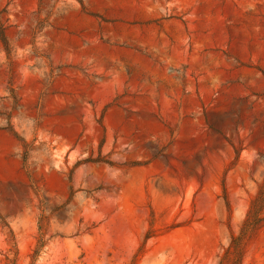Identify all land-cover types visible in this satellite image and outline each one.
<instances>
[{"label": "rangeland", "instance_id": "1", "mask_svg": "<svg viewBox=\"0 0 264 264\" xmlns=\"http://www.w3.org/2000/svg\"><path fill=\"white\" fill-rule=\"evenodd\" d=\"M3 10L0 264H219L264 175V0Z\"/></svg>", "mask_w": 264, "mask_h": 264}, {"label": "trees", "instance_id": "2", "mask_svg": "<svg viewBox=\"0 0 264 264\" xmlns=\"http://www.w3.org/2000/svg\"><path fill=\"white\" fill-rule=\"evenodd\" d=\"M0 11V42L6 51H9V42L6 37L4 14ZM226 207L230 213L227 197H224ZM264 228V175L258 185L257 193L251 201L239 232H231L228 247L220 259L219 264H242L248 244L257 233ZM149 237V236H147Z\"/></svg>", "mask_w": 264, "mask_h": 264}]
</instances>
